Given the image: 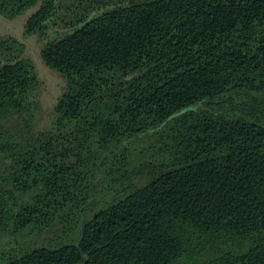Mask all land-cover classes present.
<instances>
[{
	"label": "trees",
	"instance_id": "obj_1",
	"mask_svg": "<svg viewBox=\"0 0 264 264\" xmlns=\"http://www.w3.org/2000/svg\"><path fill=\"white\" fill-rule=\"evenodd\" d=\"M66 81L41 128L0 37V264H264V0H0ZM53 33V35H52Z\"/></svg>",
	"mask_w": 264,
	"mask_h": 264
},
{
	"label": "rangeland",
	"instance_id": "obj_2",
	"mask_svg": "<svg viewBox=\"0 0 264 264\" xmlns=\"http://www.w3.org/2000/svg\"><path fill=\"white\" fill-rule=\"evenodd\" d=\"M39 6L14 19H8L0 15V37L13 36L25 44V56L35 64L41 82L38 92V98L43 109L40 126L41 128H47L50 124L53 108L65 90L66 81L61 74L49 68L42 60L41 50L46 41L39 34L28 35L25 32L27 19L38 10Z\"/></svg>",
	"mask_w": 264,
	"mask_h": 264
}]
</instances>
